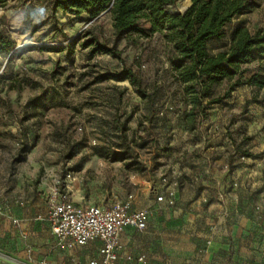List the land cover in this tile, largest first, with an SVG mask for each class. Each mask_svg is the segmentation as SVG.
<instances>
[{
    "label": "rangeland",
    "instance_id": "obj_1",
    "mask_svg": "<svg viewBox=\"0 0 264 264\" xmlns=\"http://www.w3.org/2000/svg\"><path fill=\"white\" fill-rule=\"evenodd\" d=\"M237 25L250 33L264 27V0L227 23L208 49L227 48ZM97 45L112 52L93 51ZM0 47V218L8 209L44 213L57 177L59 191L93 204L132 194L143 208L153 195L185 197L171 209L183 224L200 215L202 244L211 230H224L221 199L240 198L258 213L256 240L264 243V85L240 84L216 103H190L158 33L114 43L108 11L54 12L52 0L0 3ZM242 67L243 77L264 80V58ZM124 68L143 93L126 79L101 78ZM227 86L223 80L212 95Z\"/></svg>",
    "mask_w": 264,
    "mask_h": 264
},
{
    "label": "trees",
    "instance_id": "obj_2",
    "mask_svg": "<svg viewBox=\"0 0 264 264\" xmlns=\"http://www.w3.org/2000/svg\"><path fill=\"white\" fill-rule=\"evenodd\" d=\"M177 1L52 0V10L76 16L87 13L91 17L108 11L114 43L121 39L132 42L134 38H148L158 33L164 41L172 77L182 93L190 97V103L203 98H207L208 104L216 103L240 84L264 85L258 73L243 77L246 68L242 67L253 58H264V27L250 33L246 27L237 25L227 48L213 53L207 46L209 41L222 38L224 26L234 17L252 12L261 0H186L182 11L174 9ZM93 51L112 52L101 45ZM101 78L126 79L143 93L140 79L130 68L105 73ZM223 80L228 82L223 95L213 96V87ZM241 154L254 156L247 149Z\"/></svg>",
    "mask_w": 264,
    "mask_h": 264
},
{
    "label": "crops",
    "instance_id": "obj_3",
    "mask_svg": "<svg viewBox=\"0 0 264 264\" xmlns=\"http://www.w3.org/2000/svg\"><path fill=\"white\" fill-rule=\"evenodd\" d=\"M156 196L152 197V205L148 203L143 208L134 206L133 197L130 210L151 212L141 238L134 234L138 231L134 228L126 227L122 231L115 264H264V254L260 253L264 243L256 240L259 215L248 208L247 201L222 198L219 203L225 208L224 230L216 235L211 230L210 238L202 244L197 238L202 234L198 230L200 215L192 213L187 219L190 222L183 224L179 211L171 209V204L180 203L185 197L173 196L167 200L162 196L161 201H156ZM201 199L197 196L194 202L198 204ZM72 200L86 202L81 197ZM235 205L237 208L230 207ZM44 213L31 216L14 214L9 209L5 212V217L0 218V264H86L97 257L95 241L71 249L57 246L48 226L37 219ZM157 233L161 234L160 242L155 241ZM140 256L143 259L138 261Z\"/></svg>",
    "mask_w": 264,
    "mask_h": 264
},
{
    "label": "built area",
    "instance_id": "obj_4",
    "mask_svg": "<svg viewBox=\"0 0 264 264\" xmlns=\"http://www.w3.org/2000/svg\"><path fill=\"white\" fill-rule=\"evenodd\" d=\"M51 182L52 185L46 192L47 210L43 215L37 216V219L48 226L59 247L71 249L95 241L97 257L90 259L86 264H115L122 231L126 227L142 231L147 226L151 211L130 210L132 194L123 199L100 204L75 202L65 190H58L57 177ZM161 200L162 196L157 195L156 201ZM142 259V256L137 258L138 261Z\"/></svg>",
    "mask_w": 264,
    "mask_h": 264
},
{
    "label": "water",
    "instance_id": "obj_5",
    "mask_svg": "<svg viewBox=\"0 0 264 264\" xmlns=\"http://www.w3.org/2000/svg\"><path fill=\"white\" fill-rule=\"evenodd\" d=\"M189 4H190V1H189V3H188V5H187V6H189ZM187 6H186V7H187ZM186 7H185V8H186Z\"/></svg>",
    "mask_w": 264,
    "mask_h": 264
}]
</instances>
